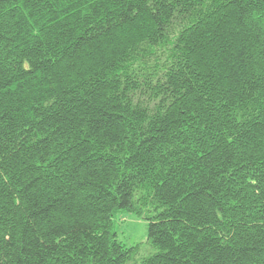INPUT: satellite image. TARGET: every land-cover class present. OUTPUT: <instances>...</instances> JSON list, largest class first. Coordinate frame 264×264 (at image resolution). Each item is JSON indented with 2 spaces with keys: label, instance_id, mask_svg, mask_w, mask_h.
Listing matches in <instances>:
<instances>
[{
  "label": "trees",
  "instance_id": "1",
  "mask_svg": "<svg viewBox=\"0 0 264 264\" xmlns=\"http://www.w3.org/2000/svg\"><path fill=\"white\" fill-rule=\"evenodd\" d=\"M264 264V0H0V264Z\"/></svg>",
  "mask_w": 264,
  "mask_h": 264
},
{
  "label": "rangeland",
  "instance_id": "2",
  "mask_svg": "<svg viewBox=\"0 0 264 264\" xmlns=\"http://www.w3.org/2000/svg\"><path fill=\"white\" fill-rule=\"evenodd\" d=\"M114 231L117 239L128 248H133L128 264H138L139 260L154 254L153 247L147 237L149 221L136 217L134 214L119 210L113 217Z\"/></svg>",
  "mask_w": 264,
  "mask_h": 264
}]
</instances>
